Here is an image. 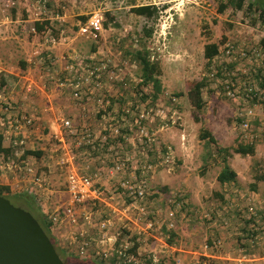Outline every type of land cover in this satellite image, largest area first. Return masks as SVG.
<instances>
[{
  "label": "rangeland",
  "instance_id": "1",
  "mask_svg": "<svg viewBox=\"0 0 264 264\" xmlns=\"http://www.w3.org/2000/svg\"><path fill=\"white\" fill-rule=\"evenodd\" d=\"M35 2L36 0H0L2 10L8 12L11 17L21 19L24 15L31 14L32 19L38 18L24 30L26 42L29 43L31 41L30 36H33L29 30L30 27H33L35 22L41 24L47 21L46 29L41 34L35 33L37 34L36 43L38 41L45 43L48 37L56 41L59 40V42L65 39V48L70 52V57H66L63 61L66 62L65 66H73L76 76L82 72L84 66L90 63L99 64L98 61H108L106 69L98 79L99 86L95 87V82L92 80L89 87L93 91V95L90 96V102L93 103V106L91 104L89 110L86 111L90 118L93 114L100 112L99 108L94 107V101L97 98L108 100V107L111 106L112 100L114 103L110 113L112 119L116 114H120L118 111L123 105L124 107L132 106L130 97L136 95L134 88L139 80L136 65L130 61L128 54L131 50L138 49L140 43L148 49L150 59L155 60L160 69L161 91L158 98L153 104L150 103V97L143 99V101L140 99V102L146 107L139 106V110L151 109L149 116L153 118L150 123H145L148 133L152 134L154 138L149 147L151 148L149 149L151 155L149 154L146 161L147 164L151 165L149 170H146L144 174L140 173L139 167L144 164V157L141 153L148 149L138 146L136 139H134V132L129 130L135 110L121 116L119 126L125 130L121 133L124 138H114L112 132L104 134L109 144L103 148L101 154H97L95 157L90 154L83 157L78 148L74 147L76 139L73 141V162H75L76 171L81 175L97 173L99 183L97 187L102 193L100 199L105 200L111 206V208L106 207L101 201L77 205L78 209L91 214L93 219V227H81V220H78V227L85 231V238H91L89 242L92 249L95 246H98V249L102 248L99 241L104 239L105 234L106 236L112 234L116 244L131 243V237L134 236L133 232L136 226H140L133 209L128 207V198L116 183L118 176L109 173L111 165L106 162L104 168H100L99 160L105 157L108 160L113 154L122 157L130 156L131 160L136 163V169L131 166L124 169L123 178L130 180L129 175L133 174L136 179H145L150 191L142 203L154 221L160 224L168 209L175 210L173 215L174 228L168 230L173 231L178 224L176 216L180 213L185 215L184 219L187 220H182L180 225L190 234V237L194 238L190 241L192 247L206 237L209 229L205 228L211 219H215L216 213L218 214L224 205L219 198L217 201L215 197L211 198V193L209 194V191H212L211 185L216 181L215 178L221 169V156L217 154L218 149H230L226 163L228 166L229 164L232 165L233 169L231 170L235 173V178L238 177L240 180L239 185L242 186L240 191L239 189L235 190V188L226 191L229 192V197L236 194L234 191L251 194L249 188L253 184L256 192L253 194L256 195V201L264 199V182L254 180L256 176L264 174V106L262 108L255 107L256 117L249 122V132L256 138L247 140L244 139V134L234 121L237 112L245 107L244 102L238 100L237 103L225 99L222 89L216 84L206 91H202L203 106L199 111L192 110L186 96L190 86L206 75V62L202 56L205 44L218 43L223 40L221 46L226 42H234L242 45L243 48L255 49L264 54V48L260 47L259 44L261 39L259 32L262 26H250L247 23L249 13L244 11L248 4H251V15L254 18L261 10H264V0H245L242 10L233 11L232 8L227 7L222 12H218V8L220 3H224L225 0H45L42 8L37 9L35 6L31 8L30 5ZM26 6L30 9L28 13L24 11ZM138 6L155 7L156 19L147 20L132 14L130 8ZM93 15L100 17L101 24H105V26L102 25V30L95 37L79 36L77 34L79 25ZM62 16L68 21L63 22ZM149 29L151 31L150 36L145 37L144 32ZM92 56L94 59H89ZM23 58L17 54L16 57L10 56L8 62L18 67V61ZM257 60L261 66L259 70L264 72V57L257 58ZM30 62H32L30 66L33 70L30 74H26L25 79H23V82L29 83L30 81V84L35 85L34 90L32 88L29 93L30 95L28 94L23 98V90L20 88V84L14 85L15 81L11 82L12 86L10 87L3 86L4 84L0 85V109L6 106L12 116L18 114L31 118L30 115H32L30 126L22 127L18 133H16L18 130L14 131L7 125L0 126L1 146L8 149L7 155L0 153V184L2 178L13 176L22 178L23 183L19 185L21 189H24L19 191L20 193L11 192L8 201L26 212L28 210L23 203L14 200L13 197L28 194L36 198V194L42 190L46 195H43L42 201L39 200V208L44 212V210L49 211V208H53V204H55L51 195L47 193L51 192L53 193L52 196H55L56 192L65 189L66 168L56 165L59 143L55 136H57L58 119L55 118L53 127L43 130L40 121H36V118L34 121L35 116L33 114H37L38 111L33 110L34 106L30 102L35 100L40 105L44 104L45 114L49 118L52 113L50 107L53 106V100L61 98L63 102L74 107L76 102L68 94L69 91L61 92L55 86L54 81L49 78L48 75L54 69L53 64ZM111 71L116 74L117 79L110 80L107 78ZM45 72L49 74L45 75ZM58 76L60 80H66L70 77L69 75ZM0 80L2 81V77ZM148 92L149 89L144 88L141 94L145 98L144 95ZM141 94L138 96L140 97ZM122 98V105H119ZM127 103L128 105H126ZM25 104L27 107L24 106ZM158 110L162 111L163 119L155 117L154 114ZM122 112H126V110L122 109ZM194 113L197 118L196 122L193 120ZM127 114L129 115L126 117ZM63 116L67 117L66 115ZM89 125L97 132L106 129L104 123L93 125L89 122ZM73 126H77V124L75 123ZM202 129L210 133L215 140V145L206 144L204 140H199L198 134ZM65 139L69 141L66 136ZM247 143L253 144L252 156L242 157L232 152L231 149L238 144ZM108 147L110 150H107ZM165 147L170 149V156H172V159L167 163L160 160ZM26 150H36L41 152V155L38 158L24 156L23 152ZM27 168L32 169L38 178V182L32 183L33 174L27 173ZM161 188H165L166 192L160 191ZM205 188L208 189L207 195H197V192L205 191ZM178 193L181 196L185 194V198L183 197L182 200L181 197L179 200H175L178 198ZM45 197H50V200L46 201ZM109 197H113V199L109 200ZM45 201L48 204L44 205ZM168 201L170 202L168 203ZM58 205L65 206L60 203L55 204L54 208ZM234 217L230 221H233ZM223 218L221 226L225 227L229 224V219ZM104 221L108 222V226L99 231L96 224ZM133 221H136V224H133ZM158 226L148 235L140 237L137 254L134 253V261H131L130 264H149L148 249L145 247L154 240L150 237L152 234L162 235L163 232L165 240L168 239L166 235L168 231L164 232ZM260 226L264 228V225L261 224ZM204 230L206 235L198 237L199 234H203ZM260 230L259 232H261ZM62 232V230H53L52 237L56 248L65 251L62 257L63 264H108L107 260L98 259L91 251L88 252L87 257H79L74 251V247L66 241L68 236H64ZM207 240L209 241V237L203 239V242L205 243ZM174 241L177 240L174 239ZM262 242L261 246H264V240ZM207 247L209 246L207 245ZM196 249L195 246L192 251ZM261 252H264V249ZM261 252L259 251L260 254ZM162 256L161 253L155 254L154 257L157 261L153 263L164 259L165 264H171V262L175 264L174 260L170 259L171 262H167V259ZM206 258L199 256L198 261L190 264L202 262L211 264Z\"/></svg>",
  "mask_w": 264,
  "mask_h": 264
},
{
  "label": "built area",
  "instance_id": "2",
  "mask_svg": "<svg viewBox=\"0 0 264 264\" xmlns=\"http://www.w3.org/2000/svg\"><path fill=\"white\" fill-rule=\"evenodd\" d=\"M45 0H36L35 6L37 9L43 7ZM101 18L97 15H93L88 18L84 23L80 24L77 30V34L81 37H95L101 30L102 24L100 22ZM31 33H35L33 27L30 29ZM259 37H264V25L261 27L259 32ZM56 40L53 38H49L47 40L48 46H55ZM45 53V58H48L50 53L49 49L43 51H35L32 53L34 59L30 61H37L41 63L43 61L41 55ZM264 57L263 52L257 51L255 49H247L243 48L242 45L236 44L234 42H226L221 49L220 57L214 60L215 66H220L219 72L225 78H214V85H218L219 88L222 89L223 96L230 101H238L244 102L245 107L241 109L235 115V119L239 120L238 128L244 134V139L252 140L255 139V135L249 133V122L256 117L255 107L262 108L263 104L259 102H263L264 100V88H260L257 83L260 82L261 78L256 77L260 62L257 58ZM89 59H94L92 56ZM99 64L90 63L82 68V72L76 76L75 71H73V66H66L64 69L65 75L71 76L72 74L76 76L75 80L69 82L67 80H60L58 72L48 73L47 75L51 78L55 86L57 88L68 87L71 89V98L76 102V108L78 109L80 115L85 118L87 116L86 111L89 110L91 104L90 96L93 95V91L89 88L92 80L95 82V87L99 86L98 79L100 78L101 73L106 69L108 61L105 62L98 61ZM52 61L50 62V65ZM217 71L212 66L211 75L215 74ZM264 75V72H262ZM254 76V78H253ZM107 78L110 80H115L116 74L114 72H109ZM30 92V86L26 85L23 88L24 97ZM249 102H256L252 105H248ZM238 103V102H237ZM109 101L103 98L96 99L94 101V107L96 109H104L108 106ZM88 106V108H87ZM151 113V109L139 110L133 117V121L131 124V128L129 130L134 132V139H136L138 146H143L145 149H151L150 143L153 142L152 134L148 133L145 123H150L153 118L149 116ZM0 126L7 125L8 128L17 131L18 133L22 127L26 128L31 123V118L26 115H17L12 116L8 112V108L4 106L0 109ZM155 117L159 119H163L162 111L158 110L154 114ZM165 118V117H164ZM58 126H57V136H55L57 142L59 143L58 154L56 156V165L60 167L66 168V176L64 180L65 191L69 197L68 205L61 206L58 205L56 208L49 212L45 211L47 220L56 228V230H62L64 236H68L66 241L69 245L74 247V251L79 255V257H87L89 251L94 254L100 260H108L110 253L115 255V258L119 260V264H130L131 261H134V254L128 253V250L131 248V243L124 242L120 244H116L115 240H111L108 248H100L95 246L94 249L91 248L89 240L91 238H85V231L78 227V220H81V227H93L94 222L91 218V214L87 212H83L82 209H78L77 205H83L86 203H94L96 201H101L104 206L111 208L110 204L105 202V200H101L100 197L102 193L99 191L98 186V175L97 173H93L91 175L79 174L73 162V157L70 155L68 151V145L65 144L64 134H68L70 136H76V140L74 142V147L79 148L80 146L86 147L90 151L94 149L95 142H104L105 135L100 134L99 132H93L89 127L85 124L78 125L77 127L72 126L71 120L65 116H59L58 118ZM104 130V129H102ZM101 130V131H102ZM129 131V132H130ZM248 131V132H246ZM114 136L118 135V130L113 128L110 130ZM107 150H110L109 148ZM146 150L141 153L144 157V164L140 166V173L144 174L146 170H149L151 165L147 164L148 160L145 157ZM171 151L169 148L165 147V151L162 156H160V160L163 163H167L172 159L170 156ZM107 157L100 159L99 164L100 168H104L106 162H108L110 166V174H115L118 176V180L116 183L119 185L123 194L128 198V207L132 208L137 222H140V226L137 225L134 231V235L140 239L141 236L148 235L151 231H154L156 226L164 227L165 230H172L174 228L173 225V215L176 212L175 210L168 209L164 219L159 224L158 222L151 218V214L147 211L146 207L142 203L145 196H147L150 191L149 187L144 178L136 179L133 177V174L129 175L130 180H125L123 178L124 169L128 166L135 168V162L131 160L130 156H119L118 154H113L110 159L106 160ZM27 173L33 174L32 183L38 182V178L35 176L31 168L26 169ZM152 193V192H151ZM237 197L235 200L229 201V208H233L236 213H240L243 217L248 218L249 216H253L255 221H257L261 216L256 213L264 212V200H257L255 198V194L253 193H237ZM49 194V192L47 193ZM43 195H46L41 190L38 194H36L37 200H41ZM49 198L45 197L47 201ZM109 200H112L113 197H109ZM42 201V200H41ZM45 201L44 205L47 204ZM40 202V201H39ZM170 201H168L169 203ZM232 204L234 205L232 207ZM242 208L240 205H242ZM182 205V203H180ZM264 216V214H263ZM108 226V222L104 221L99 224H96V227L99 231L104 230ZM253 231H256L254 227L251 225L250 227ZM264 228L260 231V236L254 235L251 236L248 243L249 249L257 248L259 246L260 238L264 239ZM68 230V231H66ZM261 239V240H262ZM107 243V240H106ZM220 240H213L214 246H220ZM255 248V249H256ZM137 252V250H136ZM137 254V253H136ZM248 254L245 253V250L240 251V258L238 263H241L246 260ZM197 264H207V263H197Z\"/></svg>",
  "mask_w": 264,
  "mask_h": 264
},
{
  "label": "crops",
  "instance_id": "3",
  "mask_svg": "<svg viewBox=\"0 0 264 264\" xmlns=\"http://www.w3.org/2000/svg\"><path fill=\"white\" fill-rule=\"evenodd\" d=\"M33 6H35V3L30 5L31 8ZM2 9L3 8L0 6V77H2V82L4 84L3 86L6 85L7 87H10L12 86L11 82L15 81L14 85L18 86V84H20V88L22 90L26 85H29L30 89L33 88L34 90L35 85L33 83L30 84V81L29 83L23 82V79H25L26 74H30V72L33 70L32 66L27 64V66H25V69L21 71L14 64L8 62V60L10 56L16 57L17 54H19L22 57H24L22 61H30L34 59V57L32 56L33 52L43 51L47 49H49L50 54L52 58L54 59L52 62V64L54 65L53 72H58L60 76H65L63 71L66 67L65 66L66 62L63 61V59H65L66 57H70V52H68V50H66L65 48L66 46L65 39H62V42H59L58 40L55 46H48L47 41L45 43H42L40 41L36 43L37 34L32 33L31 35L33 36H30L31 41L28 43L24 39V34H23L24 30L26 29L28 25H30V23L37 21L38 18L32 19L31 14L29 15L26 14L21 19L14 18V17L9 16L8 12ZM24 11L25 13H28L30 11L29 7L26 6V10ZM61 20L63 22L68 21V19L65 20L64 16L61 17ZM31 28L32 27H30V29ZM41 73L42 75H44L43 72ZM45 75H47V72H45ZM30 103L34 106L33 110L38 111L37 114H33L35 116L34 121H35V118H36V121H40V126L43 128V130H45V128H48V127H53L54 125L53 123H55L54 121L55 118L58 119L59 116H62V115H66L67 118L70 115V118L68 119L71 120V124L74 122L78 124L77 121L83 122V120H88L87 124H89V122L91 121L88 115L85 118H83L80 115L78 109L76 108V105L75 107L70 106L68 105V103L63 102V99L61 98H57L52 101V104L54 107L53 106L50 107V109L52 110L50 118L48 117L47 114H45L46 110L43 106L44 104L41 103L42 105H40V103H38L35 100L34 102H30ZM26 104L24 105L25 107H27ZM35 105H37V108H35ZM30 116L32 118V115ZM229 168L233 169L231 164H229ZM7 179H9L10 181ZM1 180L3 182L1 181L0 186H7L10 193L11 192L20 193L19 191H22L24 189V188L21 189V186H20L22 185L23 180L22 178H19L18 176L2 178ZM239 183L241 182L238 179V177H236L235 181L231 184L219 185L215 181L213 182V185H211L212 191L211 190L209 191V194L211 193L212 195L211 198L215 197L217 201L219 198L222 204H224V200H226V202L228 200V202L224 204L223 207H221L220 209L221 211L219 210L218 214L216 213L215 219L210 220L211 222H209V225L205 228V229H209L207 235L205 234L206 233L205 230L203 231L202 235L201 234L198 235V237H202L205 234L206 235L205 238L209 237V241L207 240V242H205L206 244L203 242V239L205 238H202L201 241L199 240V244L195 245L197 249L192 251V249L195 246L192 247V244H190V241L193 240L194 238L190 237V234H188L186 230L183 228V226L180 225L182 220L184 221L187 220V219H184L185 215L180 213L178 214V216H176V221L178 224L176 223L177 225L175 226V229L173 231H170L175 236L174 239L177 240V241H173L172 245H168L166 243L164 233L162 231H161L162 235H158L157 233H154L150 236L151 239H154V240H152L150 244L148 243V246H146L145 249H148V253H151L152 261L153 262L157 261L154 255L155 254L158 255L159 253H161L163 255L162 257H164L167 260H169V258L171 260H174L175 264H180L182 262L184 264H190L191 262L198 261L199 256L207 257L206 259H209L211 264H264V252H261L264 249V246H261L263 242L260 243L258 248L256 247H255L256 249L253 248L252 249L253 251H252L247 246L249 237L246 239V236H249L252 232L254 233V235L260 236L259 230L262 228L260 226L261 218L264 217V216H261L262 212H259V215L261 216V218H259L260 221L259 219L255 221V218H254V220H251L250 222H246L245 220L242 219L243 216L241 214L236 213V211L233 208L231 209L229 208V204H228L229 201L230 200L232 201L238 198L237 194H234L233 197L232 196L229 197L230 194L228 195L226 192H224L228 187H230L231 189L235 188V190L239 189L240 191L242 189V186L239 185ZM16 186H18V188L15 189ZM205 189H206L205 191L200 190L199 192H197L198 193L197 195H201V196L207 195L208 189L207 188ZM237 193H240V192H237ZM251 193L256 194L255 191H251ZM49 194L51 195L52 201L55 204L62 203L64 205H68L69 197L65 189L62 191L56 192L55 196H52L53 193L51 192H49ZM224 195H225V198H224ZM49 200H50V197H49ZM55 204H53V208L52 207L49 208V211H52L53 209H55L54 208ZM233 206L234 205L232 204V207ZM240 206L242 208L243 204ZM223 217H225L226 219H229L228 220L229 224H227L225 227L221 226L222 224L221 221L224 219ZM233 217H234V220L230 221L231 218ZM135 222L133 221V224H136ZM251 225L254 227V229H256V231H253V229L250 228ZM262 238L263 237H261L260 240ZM215 239H218L221 242V245L219 248L211 246L213 243V240ZM106 240H107V243H106ZM111 240H114V237L112 236V234L109 236H106L105 234L104 239L100 240L99 244L100 246L102 245L101 247L103 249H105L109 247ZM207 245L209 247H207ZM243 250H245V253L248 254V256L245 261L238 263L239 258H240V251H243ZM259 251L261 252V254L259 253ZM196 252H199V253H196ZM189 255H192V256H189Z\"/></svg>",
  "mask_w": 264,
  "mask_h": 264
},
{
  "label": "trees",
  "instance_id": "4",
  "mask_svg": "<svg viewBox=\"0 0 264 264\" xmlns=\"http://www.w3.org/2000/svg\"><path fill=\"white\" fill-rule=\"evenodd\" d=\"M244 2H245V0H225L224 3H222V2L220 3L219 8H218V12H222L227 7L232 8L233 11H240L243 9ZM244 11L249 13L250 17L248 16L247 23L250 26H254V25L263 26L264 25V10H261L258 13V15L255 16L254 18H252L253 16L251 15V4H248L247 8ZM130 12L132 14H134L135 16L143 17L147 20H150V19L155 20L156 19L155 16L157 14L156 8L153 6L133 7V8H130ZM47 25H48L47 21H44L41 24L40 23L38 24L37 22H35L33 24V30L35 33L41 34L42 31H44L46 29L45 27ZM102 25H103V27L105 26V24H102ZM150 33H151L150 29L146 30L144 32V36L149 37ZM222 41L223 40H220L218 43H209V44H205L203 46L202 56L206 62L205 63V65L207 67L206 75H205V77H202L200 81L194 82L190 86V89L187 91V94H186L187 99L189 101V104L191 105L192 110L195 112L199 111L201 109V107L203 106L202 91L203 90L206 91L207 89H209V87L211 88L214 85V78H216V77L223 78V79L225 78L219 72L220 66L214 65V60L220 57ZM259 44H260V47L264 48V37L259 40ZM48 55H49L48 58H45V53H43L41 55V57L43 59V61L41 63L46 62L43 64L50 65V62L51 61L53 62V58H52L51 54L48 53ZM128 56L130 57V61L136 65L137 72H138V80H139L138 84L135 85V88H134L136 95L130 97V100L132 102V106H125L124 107V105H123L122 108H120L118 111V112H120V114H118V115L116 114V116L112 119V118H110V113H111L112 106L114 105V103L111 100V106L110 107L107 106V109H104V110H102V108H100V110H99L100 112L93 114V116L90 118L91 119L90 123L93 125H101L102 123L105 124L106 129L99 131V133L102 135L110 133V130L113 128H117L118 135L114 136V138H118V137L124 138L121 135V133L125 132V130L121 129L119 126V122L121 121L120 120L121 116H123L124 113H128V112L130 113L133 110H135V114H136L140 109L139 106L146 107L145 105H143L140 102V99L143 101V99L150 97V103L153 104V102L158 98L160 91H161L160 80H159L160 69H159L158 63L155 60L150 59L148 49L144 46V44L140 43L139 48L135 49V50H131L129 52ZM26 63L29 65L32 64V62H30V61L19 60L18 61L19 70L22 71L23 69H25V66H27ZM212 66H214V68L216 69L217 72L215 74L211 75ZM65 76H67V75H65ZM256 77L261 78L260 82L257 83V85L260 88H264V75H262V70H258ZM75 78H76V76L72 74L69 77V79H66V80L71 82V81L75 80ZM253 78H254V76H253ZM0 85H3L1 80H0ZM144 88L149 89L148 94L144 95L145 98L141 94L142 90ZM59 89L61 90V92L69 91L68 94L71 95L72 91L68 87H62ZM31 91H32V89H30V92ZM138 94H141L140 97L138 96ZM122 100H123V98L121 99L120 104L118 103L119 105H122L121 104V102H123ZM253 103H256V102H249L248 105H252ZM259 103H262L264 106V100H263V102H259ZM126 105H128V103ZM134 105H138V106H134ZM122 109H125L126 112H122ZM128 115L129 114H127L126 117ZM68 118H70V115ZM101 119H105V120H102L103 121L102 122ZM193 120L195 122L197 121L195 113L193 115ZM234 121H235V124L237 123V125H238L239 120L234 119ZM77 123H78L77 126L82 125V124L83 125L85 124L86 126L89 125V124H87L88 120H83V122L77 121ZM72 124H75V122ZM28 126H30V125H28ZM77 126H75V127H77ZM88 127L93 132H97L95 129H92L90 125ZM249 133H251V132H249ZM65 136L69 138V141H67L65 139ZM63 137H64L65 144L68 145V151H69L70 155L73 157L74 156V152H73L74 149L72 146H73V141L77 137L76 136H70L68 134H64ZM198 138H199V140H204L206 142V144L215 145L214 138L206 130L202 129L198 134ZM107 144H109V141L105 137L104 142H95L94 143L93 151H90L86 147H82V146H80L78 148V151L81 152V155L83 157L89 156V154L91 156L95 157V156H97V154H101L103 152V148H105ZM108 148H110V147H108ZM229 150L230 149H228V148H221V149L217 150V154H219V156H221V163H222L221 169L215 178L216 182L219 185L231 184L235 180V173L229 168L228 164L226 163V157L228 155ZM231 150L234 154H237V155L242 156V157L243 156H252L253 151H254V147H253V144H248V143L244 144V145L238 144L235 148H232ZM150 152H151V150H146L145 157L148 158ZM0 153H3L4 155H7V153H8V149H5L1 146V136H0ZM23 153H24V156H29V157H33V158H38L41 155V152L36 151V150H26ZM79 158H80V155H79ZM254 180H256L257 182H260V181L264 182V174L256 176L254 178ZM252 185H250L249 189L251 191H254V186H252ZM228 188L231 189L230 187H228ZM228 188L224 192L228 191L229 190ZM160 191H162L163 193L166 192L165 188H161ZM226 193L229 195V192H226ZM9 194H10V192H9V189L7 186H0V196L1 197L9 200V198H10ZM185 196H186L185 194H184V196L183 195L181 196L178 193L177 194L178 198H176L175 200H179L181 197H182L181 199L183 200V197L185 198ZM224 198H225V195H224ZM13 199L17 200V201H21L23 203V205L28 210L29 214H31V216L38 223V225L40 226V228L42 229L44 234L48 237L51 244L53 245V248H54L56 254L58 255V257L62 261V257L64 256L65 251L56 248L54 239L52 237V232H53V230H56V228L50 223L49 220H47L46 213H44L43 210H41L39 208V201L37 200V198H33L32 196H30L28 194H22V195L14 196ZM182 200H180V201H182ZM227 202H228V200H227ZM227 202H226V200H224V204H226ZM263 214H264V212H262L261 216H263ZM245 215H244V217H242V219L245 220L246 222H250L251 220H254L253 216H249L248 218H245ZM257 215H259V213H256V216ZM259 221H260V219H259ZM261 224L264 225V217L261 218ZM161 229L164 230V232L166 231L163 226L161 227ZM134 236L131 237V248L128 250V253H133V254L135 253L136 254L139 239L136 236L135 237ZM167 236H168V239H166V243L168 245H172L175 236L170 231H168ZM251 236H254L253 232L249 236H246V239L248 237H249L248 239H250ZM263 240L264 239L259 241V245ZM150 243H151V241L149 242V244ZM247 246L249 247V243H247ZM147 255H148V257H147L148 263L154 264L152 261V258H151V253H147ZM168 261L171 262L170 258H169V260H167V262ZM118 262H119V260L115 258V255L113 253H110V256H109V259L107 260V263L113 264V263H118ZM165 262H166V260H165ZM155 264H165L164 259L158 260V262H156ZM171 264H172V262H171Z\"/></svg>",
  "mask_w": 264,
  "mask_h": 264
},
{
  "label": "water",
  "instance_id": "5",
  "mask_svg": "<svg viewBox=\"0 0 264 264\" xmlns=\"http://www.w3.org/2000/svg\"><path fill=\"white\" fill-rule=\"evenodd\" d=\"M0 264H63L31 214L1 196Z\"/></svg>",
  "mask_w": 264,
  "mask_h": 264
}]
</instances>
